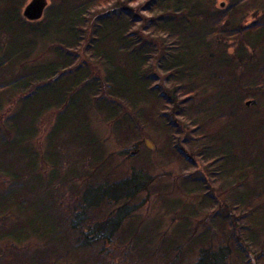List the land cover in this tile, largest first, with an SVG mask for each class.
Returning <instances> with one entry per match:
<instances>
[{
    "label": "trees",
    "instance_id": "trees-1",
    "mask_svg": "<svg viewBox=\"0 0 264 264\" xmlns=\"http://www.w3.org/2000/svg\"><path fill=\"white\" fill-rule=\"evenodd\" d=\"M26 1L0 0V242L28 249L43 234L48 263L76 264L77 253L88 250L91 264H114L116 241L128 237L143 241L145 249L151 244L148 253L135 254L138 262L183 264V242L166 232L141 236L133 225L144 199L135 200L148 193L153 178L129 168L110 180L105 173L118 144L113 140L136 133L137 118L152 102L150 115L161 127L172 132L181 126L192 152L189 163L184 150L179 156L186 168L190 160L201 167L196 188L209 176L211 183L231 177L235 187V168L241 184L254 164L264 167V51L251 64L249 55L227 50L245 47L243 34L263 40L264 0H230L222 8L211 0H49L42 17L32 21L21 14ZM221 36L235 42L224 43ZM246 98H252L249 105ZM90 110L101 126L89 124ZM46 126L49 132L36 141ZM65 131L85 154L80 163L61 141ZM104 131L107 138L99 137ZM65 152L78 171L65 172ZM130 155L124 150L123 156ZM83 162H90L85 172ZM258 178L251 198L239 200L248 210L264 195V172ZM45 198L48 208L65 210L62 223L28 227L26 206L37 215ZM202 201L211 199L205 194ZM228 215V228L237 230ZM236 234V251L227 242L213 247L207 237L195 240L190 264L243 263L248 248ZM10 254L0 252V264Z\"/></svg>",
    "mask_w": 264,
    "mask_h": 264
},
{
    "label": "rangeland",
    "instance_id": "rangeland-1",
    "mask_svg": "<svg viewBox=\"0 0 264 264\" xmlns=\"http://www.w3.org/2000/svg\"><path fill=\"white\" fill-rule=\"evenodd\" d=\"M211 1L218 6L220 2H223L222 7H227L230 3V0ZM49 2L50 1L48 0V3ZM248 20L252 21L253 18L248 17ZM242 38L246 46H240L238 49L237 47L236 49L228 47V52H233L235 55H249L251 64L262 59L261 55L264 51V37L263 40L259 41L252 35L243 34ZM221 40L224 43L235 42L234 40L227 39L223 36H221ZM221 48V45L218 46V49ZM243 48L244 50L242 51L241 49ZM157 83L162 86L161 79H158ZM20 94L22 93L16 94V96H20ZM246 100H252V98H246L245 101ZM153 105L152 102H147L144 105L145 114L144 117L137 118L139 127H137L138 130L136 133L131 134L132 136L130 138H127V135L124 136V138L123 136L118 135V140H113V143L118 144H116V147L113 146V154L111 155L112 160L109 164L111 170H108L107 173H105L110 180H114L120 178V176L124 177L129 168H132L133 170H141L142 174H148L153 178L149 185L148 193H142L137 200H135L138 202L144 199L141 208L133 214L137 222L133 223V225L138 224V230L141 236L147 237V234L151 235L155 232L163 234L166 232L168 237L183 242L181 250L185 261L183 264H190L191 256L196 250L194 244L199 243L200 240L204 242L206 237L208 240L210 239L209 244L213 245V247H216L219 242H227L232 244L233 247L231 248L233 251H236V249L239 250L240 248L234 243L235 240H233L232 237L233 232L241 235V237L238 238H240L242 243L248 248V253H245V250L244 252L241 251L244 254L243 259L240 254L243 263L238 262L236 264H264V195L261 196L256 203L250 202V204H253L251 210H248L249 208L245 206L246 204L239 203L241 197L246 198V196H248V198H251L248 195V192H254V188L258 186V177L264 172V167L260 164H254L252 167L253 169L250 168L248 176L243 172V174H246V179H243L241 184H238L239 176L235 168V174L231 175L233 178L236 176L234 180L235 187L232 183H229L231 177H229L230 181L227 178L225 183H211L213 178L212 176H209L206 179L207 183L204 184L203 187H197V189L194 179L198 180L200 173L202 175L201 167H197V165H194V161L190 160L191 165L189 164L190 166L186 168L187 163H185L179 156V151L182 152L184 150L187 157L189 153L192 152L190 145H186V143L182 141L181 126L173 127L172 132H170V129L165 124L161 127L162 125L159 123L157 117L150 115L154 110ZM6 110H10L9 106ZM88 118L91 126L95 128L101 126L99 125L98 120L95 121L93 110L88 111ZM176 122L181 125L180 119H176ZM176 122L170 123V125H178ZM189 129L192 130L193 128ZM49 130L50 128L46 126L43 132L37 134L36 141L38 139L40 140L42 135L48 133ZM92 130L94 131V128ZM65 132L66 133L61 135V141H65L67 142L66 144L70 145V153H74V160L80 163L84 156L79 155L85 154H81L77 151V147L80 146L77 142L72 140L71 136H68L70 131ZM104 132V134L100 133L99 137L102 135H104V137L109 135L108 131ZM122 134L124 135V133ZM146 139L151 144L150 148L146 145ZM132 144L135 146H132ZM124 150L130 152V154L131 152L133 153L127 158L123 156ZM64 155L66 156L63 161L65 172L72 170L78 171V165L71 164L69 161L70 157L68 153L65 152ZM86 157L87 155L85 158ZM184 157L189 163V157L188 159L186 156ZM59 160L60 155L54 158L53 162L58 164ZM253 163L258 162H252V164ZM229 164L233 166L232 162ZM89 165L90 162H83L81 167L84 172L88 170L87 166ZM28 172H30V170ZM0 188H2L1 185ZM205 194L211 199V202L202 201ZM39 196L41 197L43 195L40 194ZM217 198L221 201L220 205L218 204ZM28 199L31 201L30 197ZM47 202L48 201L45 198L44 210L37 213V215L34 214L29 205L26 206L24 219L27 220L28 227L34 228V226H36L42 228L41 226L44 225V221L46 220L49 222L56 221L62 223L63 217L66 214L65 210L60 211L58 208L59 210L55 209V211H53L52 208H48ZM222 203H225V205H222ZM228 213L234 218V225L238 228L237 230L232 229L231 231V229H229L233 228V226H230V217ZM178 229L179 231H177ZM60 236V234L55 235L56 238H59ZM59 240L56 241V245L58 246L61 245ZM195 240H197V242H194ZM120 242L116 241L115 245L119 250L116 255L111 257L113 258L114 264H144L140 262V260L139 262L137 261L138 257H135V254L137 252L145 253V251L148 253L149 248L147 249V247L151 246L150 243L145 245V249L143 246L145 243L141 240L140 242H136L134 238H125V240L122 241L125 244ZM44 244L45 237L42 234L39 237V241H33L28 249H23V247H21L14 250L13 248L15 244L12 241L8 244L0 242V252L3 254H10L12 252L10 256H8V258H10L5 259V264H30L32 261V264H51V260L49 263L47 262L49 259L44 260ZM159 244L160 241H158V245ZM89 252L90 251L88 250L83 253L78 252L75 259L76 264H91V260L87 258ZM159 252L160 251L158 250L157 253ZM40 257L44 261L38 263ZM234 258H237V256L235 255Z\"/></svg>",
    "mask_w": 264,
    "mask_h": 264
},
{
    "label": "water",
    "instance_id": "water-1",
    "mask_svg": "<svg viewBox=\"0 0 264 264\" xmlns=\"http://www.w3.org/2000/svg\"><path fill=\"white\" fill-rule=\"evenodd\" d=\"M48 4V0H28L21 9V14L26 20H38L42 17L46 7ZM219 6H223V2L219 3ZM250 101L247 100L245 102L246 105H249ZM146 145L150 148L151 144L146 139ZM133 152H131L132 154Z\"/></svg>",
    "mask_w": 264,
    "mask_h": 264
}]
</instances>
